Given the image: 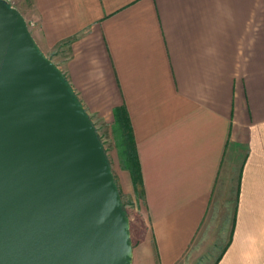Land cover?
<instances>
[{
	"label": "crops",
	"instance_id": "crops-1",
	"mask_svg": "<svg viewBox=\"0 0 264 264\" xmlns=\"http://www.w3.org/2000/svg\"><path fill=\"white\" fill-rule=\"evenodd\" d=\"M32 21L90 118L127 111L154 240L132 264H181L228 199L215 264H264V0H34Z\"/></svg>",
	"mask_w": 264,
	"mask_h": 264
},
{
	"label": "water",
	"instance_id": "water-1",
	"mask_svg": "<svg viewBox=\"0 0 264 264\" xmlns=\"http://www.w3.org/2000/svg\"><path fill=\"white\" fill-rule=\"evenodd\" d=\"M130 238L96 127L0 0V264H132Z\"/></svg>",
	"mask_w": 264,
	"mask_h": 264
},
{
	"label": "rangeland",
	"instance_id": "rangeland-1",
	"mask_svg": "<svg viewBox=\"0 0 264 264\" xmlns=\"http://www.w3.org/2000/svg\"><path fill=\"white\" fill-rule=\"evenodd\" d=\"M7 1L10 6L17 8L24 16L32 35L38 36V26L32 21L34 0ZM68 56V49H59L49 53L48 57L60 65L65 62ZM91 120L104 146L116 186L121 195L123 209L130 219V239L133 247L139 249L147 244H154L152 224L146 213L145 199L137 192L131 173L126 170L121 157V142L117 134L115 118L114 122L96 118H91ZM224 207L227 211L225 210L223 213V210L216 209V207L214 208L216 210L210 212L206 230L197 239V243L193 245L181 264H215L226 245L232 223L234 202L228 199L224 202Z\"/></svg>",
	"mask_w": 264,
	"mask_h": 264
},
{
	"label": "trees",
	"instance_id": "trees-1",
	"mask_svg": "<svg viewBox=\"0 0 264 264\" xmlns=\"http://www.w3.org/2000/svg\"><path fill=\"white\" fill-rule=\"evenodd\" d=\"M115 120L118 130L117 134L121 142L120 150H121V157L124 161V166L126 170H128L131 173L137 192L141 194L142 195L141 197L144 199L145 191H144L142 169L138 156L132 125L129 120L127 111L124 108L117 109L115 111ZM221 259H222V255L218 259L217 263H219Z\"/></svg>",
	"mask_w": 264,
	"mask_h": 264
},
{
	"label": "built area",
	"instance_id": "built-area-1",
	"mask_svg": "<svg viewBox=\"0 0 264 264\" xmlns=\"http://www.w3.org/2000/svg\"><path fill=\"white\" fill-rule=\"evenodd\" d=\"M8 4H9V1L5 0Z\"/></svg>",
	"mask_w": 264,
	"mask_h": 264
}]
</instances>
